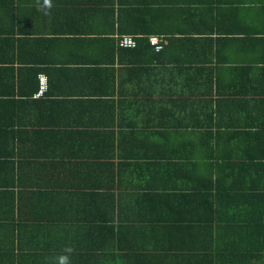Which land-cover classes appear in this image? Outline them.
<instances>
[{
  "label": "crops",
  "instance_id": "1",
  "mask_svg": "<svg viewBox=\"0 0 264 264\" xmlns=\"http://www.w3.org/2000/svg\"><path fill=\"white\" fill-rule=\"evenodd\" d=\"M42 7L0 0V264H58L66 246L71 264H124L176 245L161 230L172 202L264 157V0ZM118 25L161 30L148 37L163 48L141 33L116 47ZM193 28L207 34L179 31Z\"/></svg>",
  "mask_w": 264,
  "mask_h": 264
},
{
  "label": "trees",
  "instance_id": "2",
  "mask_svg": "<svg viewBox=\"0 0 264 264\" xmlns=\"http://www.w3.org/2000/svg\"><path fill=\"white\" fill-rule=\"evenodd\" d=\"M118 26L115 31L120 35L115 46L123 49L135 48L119 45L125 33L145 34L148 41L150 34L161 33L158 29ZM179 31L184 34H207L194 28ZM133 37L137 46V37ZM157 37L163 48L162 37ZM246 162L242 164L236 185H196L189 204L186 199L172 202L170 210L175 214L164 220L161 230L165 234L171 231L177 238H174L176 245L144 249L138 253L131 251L123 258L126 261L124 264H147L146 257L150 254L157 260L150 261L149 258L148 264L155 261L159 264H264V157L260 154L257 162L250 163V167ZM252 164L257 167L256 177L251 171ZM181 203L192 204L201 213L193 209V216H182L178 213Z\"/></svg>",
  "mask_w": 264,
  "mask_h": 264
},
{
  "label": "built area",
  "instance_id": "3",
  "mask_svg": "<svg viewBox=\"0 0 264 264\" xmlns=\"http://www.w3.org/2000/svg\"><path fill=\"white\" fill-rule=\"evenodd\" d=\"M149 43L155 47L156 50H159L162 48V44L160 43V39L155 36L151 35L149 37ZM119 45L122 47H135L136 41L132 35L124 34L120 38ZM39 85L36 94L42 95L47 90V79L46 76L43 74H40L38 77Z\"/></svg>",
  "mask_w": 264,
  "mask_h": 264
},
{
  "label": "clouds",
  "instance_id": "4",
  "mask_svg": "<svg viewBox=\"0 0 264 264\" xmlns=\"http://www.w3.org/2000/svg\"><path fill=\"white\" fill-rule=\"evenodd\" d=\"M52 7V0H43V7L40 9L45 15L49 14ZM73 252L71 247L66 246L63 249V253L58 257V264H71L70 256Z\"/></svg>",
  "mask_w": 264,
  "mask_h": 264
}]
</instances>
